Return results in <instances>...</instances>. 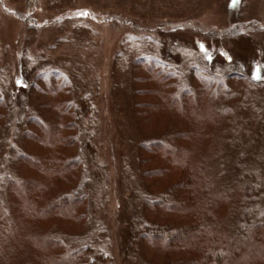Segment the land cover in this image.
Returning <instances> with one entry per match:
<instances>
[{
  "label": "rangeland",
  "instance_id": "1",
  "mask_svg": "<svg viewBox=\"0 0 264 264\" xmlns=\"http://www.w3.org/2000/svg\"><path fill=\"white\" fill-rule=\"evenodd\" d=\"M140 58L153 59L177 89L214 78L231 91L238 126L230 131L248 132V139L241 135L244 144L255 141L249 159H263L256 167L262 166L264 177V0H0V99L5 105L0 118L1 206L24 207L5 193L34 174L19 158L32 157L33 150L40 159L46 156V146L32 148L31 136L59 131L52 126L57 120L68 122L61 132L76 141L69 156L80 166L75 177L69 173L56 179L47 173L51 193L38 206L51 194L84 182L85 222L54 212L36 216L32 229L61 239L68 249L89 244L93 251L102 250L111 258L106 264H154L151 248L129 245L130 220L145 212L146 181L138 163L142 142L163 138L171 144L176 129L185 125L189 132L178 142L188 154L181 158L198 167L210 155L215 164L222 163L215 157L220 140L232 139L208 114L207 100L199 113L191 103L179 109L161 102L164 107L143 119L140 113L152 98L136 92L148 86L136 79L144 72L135 66ZM258 66L261 78L255 82ZM230 143L233 149L237 141ZM227 205L221 199L210 210L221 218ZM204 208L209 210L206 204ZM25 239L26 254L15 264H50L55 249L43 245L34 250L35 244ZM197 252L193 248L192 255ZM32 255V262L20 259L32 260ZM240 255L235 264H264L259 247Z\"/></svg>",
  "mask_w": 264,
  "mask_h": 264
},
{
  "label": "trees",
  "instance_id": "2",
  "mask_svg": "<svg viewBox=\"0 0 264 264\" xmlns=\"http://www.w3.org/2000/svg\"><path fill=\"white\" fill-rule=\"evenodd\" d=\"M151 62L140 58L135 64L144 70V74L137 76V81L148 84L146 87L140 86L136 92L152 98L144 105L147 106L145 112L140 113L141 117L144 116L143 119L148 118L150 112L164 107L161 102L166 104L165 107L175 104L179 109H184L183 106L191 103L192 111L199 113L201 102L207 100L208 114L221 124L222 135L228 131L230 139H236L237 143L231 149V140H220L219 152L215 157H221L222 163L215 164V158L210 155L198 167H193L188 164V159L181 158L183 154H188L186 145L178 142L189 132L190 128L185 125L175 128L171 144L163 138L142 142L139 145L138 163L146 181V194L141 201L145 212L134 215L130 220L129 245H143L147 250L151 248L155 252L151 255L154 264H235L244 249L250 251L259 247L260 252H264V177L260 174L262 166L256 167V162L262 158L254 157L253 153L254 161L249 159L248 149L254 147L250 144L255 141L244 144V137L241 136L249 134L248 132L230 131L232 125L238 126L233 106L236 102H230L234 95L214 78L208 80L212 83L200 81L196 87L187 85L188 87L179 86L177 89L171 75L155 66L153 59ZM252 80L258 79L252 77ZM56 105L58 108L60 103ZM137 105L139 108L143 104ZM4 106L0 99V118L4 116ZM52 126L59 131L47 130L43 137L31 136L35 142L32 148L36 149L39 143L46 146V156L40 159L33 150L32 157L23 155L19 158L34 174L28 177L25 185L17 184L5 191L6 196L16 202H23L24 207L8 204L7 209H4L0 198V264H15L20 255L26 254L23 247L25 237V240L35 244L34 250L43 245H51L55 249L50 264L110 263L108 253L93 251L94 247L89 244L68 249L61 239L42 237V233L32 229L31 223H34L36 216H51L54 212L59 216H69L74 223H84L86 218L83 212L86 198L84 182L51 194L44 205L38 206L42 196L51 193L46 183L47 173L54 174L56 179L69 173L75 177L80 166L77 158L69 156L76 141L68 136L69 132H61V129L69 127L68 122L65 125L57 120ZM261 134L256 137H261ZM245 138L248 139V135ZM58 150L61 154H58ZM161 153L163 155L160 156ZM221 199L228 201V205L226 212L218 218L210 208L215 201ZM204 204L209 210L204 208ZM163 215L167 216L162 217ZM30 229L32 232L25 235ZM20 236H23L22 240ZM193 248L198 251L196 255H192ZM3 253L8 255V262ZM60 256L63 257L62 260ZM26 258L20 259L30 262L36 259Z\"/></svg>",
  "mask_w": 264,
  "mask_h": 264
},
{
  "label": "snow or ice",
  "instance_id": "3",
  "mask_svg": "<svg viewBox=\"0 0 264 264\" xmlns=\"http://www.w3.org/2000/svg\"><path fill=\"white\" fill-rule=\"evenodd\" d=\"M233 3H238V0H233ZM82 14L87 15V13H82ZM199 47H200L201 51L206 52V49H205V46L203 43H200ZM208 58L210 59L211 57H208ZM259 73H260V68L258 66L257 71L253 73L254 78L260 79L261 76ZM17 84H20L21 86H23V82L21 80H17Z\"/></svg>",
  "mask_w": 264,
  "mask_h": 264
}]
</instances>
